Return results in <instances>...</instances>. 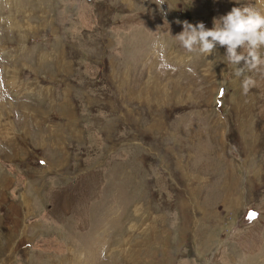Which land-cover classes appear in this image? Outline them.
I'll use <instances>...</instances> for the list:
<instances>
[{
	"label": "rangeland",
	"instance_id": "rangeland-1",
	"mask_svg": "<svg viewBox=\"0 0 264 264\" xmlns=\"http://www.w3.org/2000/svg\"><path fill=\"white\" fill-rule=\"evenodd\" d=\"M233 6L0 0V264H264V67L175 36Z\"/></svg>",
	"mask_w": 264,
	"mask_h": 264
},
{
	"label": "clouds",
	"instance_id": "clouds-1",
	"mask_svg": "<svg viewBox=\"0 0 264 264\" xmlns=\"http://www.w3.org/2000/svg\"><path fill=\"white\" fill-rule=\"evenodd\" d=\"M260 2L264 3V0ZM177 23L182 24V31L175 36L188 52L199 51L209 56L217 45L226 46L228 63L239 66L235 69L238 77L243 75L245 68L251 71L264 67V8L236 0V6L226 14L213 18L211 28L203 21ZM158 43L163 47L161 42ZM241 83L247 90L250 78L245 76Z\"/></svg>",
	"mask_w": 264,
	"mask_h": 264
},
{
	"label": "snow or ice",
	"instance_id": "snow-or-ice-1",
	"mask_svg": "<svg viewBox=\"0 0 264 264\" xmlns=\"http://www.w3.org/2000/svg\"><path fill=\"white\" fill-rule=\"evenodd\" d=\"M252 215H255V213H252Z\"/></svg>",
	"mask_w": 264,
	"mask_h": 264
}]
</instances>
